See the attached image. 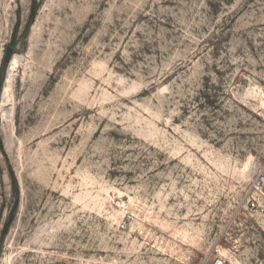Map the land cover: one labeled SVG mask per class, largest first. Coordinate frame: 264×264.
I'll return each instance as SVG.
<instances>
[{"label":"rangeland","instance_id":"rangeland-1","mask_svg":"<svg viewBox=\"0 0 264 264\" xmlns=\"http://www.w3.org/2000/svg\"><path fill=\"white\" fill-rule=\"evenodd\" d=\"M1 72L0 264H264V0H0Z\"/></svg>","mask_w":264,"mask_h":264},{"label":"built area","instance_id":"built-area-1","mask_svg":"<svg viewBox=\"0 0 264 264\" xmlns=\"http://www.w3.org/2000/svg\"><path fill=\"white\" fill-rule=\"evenodd\" d=\"M260 117L264 120V107L261 109ZM250 190L252 194H255L257 196L263 195L264 193V165L259 167L258 170H256L253 173ZM251 207L260 208V206L256 204L255 202L251 203ZM260 212L264 213V207L260 208ZM213 264H222V262L219 260H215Z\"/></svg>","mask_w":264,"mask_h":264},{"label":"trees","instance_id":"trees-1","mask_svg":"<svg viewBox=\"0 0 264 264\" xmlns=\"http://www.w3.org/2000/svg\"><path fill=\"white\" fill-rule=\"evenodd\" d=\"M35 14H36V9L34 8V10L31 12L30 16H29V20L27 22V25L25 27V30L23 32V35H26L28 30H29V27L31 26L32 22L34 21V18H35ZM3 72L0 73V88L3 84ZM2 151V139L0 137V152ZM11 181H12V188H13V192H14V199H15V203H14V208L11 212V215H10V220L13 219V217L15 216V211H16V207H17V201H18V189H17V184H16V181L15 179L12 177L11 178ZM8 227L9 225L8 224H5L4 227H3V230H2V233H0V248H1V244L3 242V239L7 233V230H8Z\"/></svg>","mask_w":264,"mask_h":264},{"label":"water","instance_id":"water-1","mask_svg":"<svg viewBox=\"0 0 264 264\" xmlns=\"http://www.w3.org/2000/svg\"><path fill=\"white\" fill-rule=\"evenodd\" d=\"M11 52L10 48L7 49L6 53L9 54Z\"/></svg>","mask_w":264,"mask_h":264}]
</instances>
